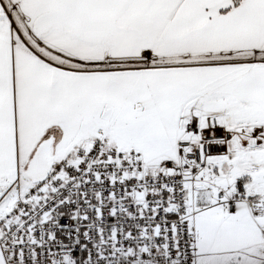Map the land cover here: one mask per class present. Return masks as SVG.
Masks as SVG:
<instances>
[{
  "label": "snow or ice",
  "instance_id": "1",
  "mask_svg": "<svg viewBox=\"0 0 264 264\" xmlns=\"http://www.w3.org/2000/svg\"><path fill=\"white\" fill-rule=\"evenodd\" d=\"M0 264H264V0H0Z\"/></svg>",
  "mask_w": 264,
  "mask_h": 264
}]
</instances>
